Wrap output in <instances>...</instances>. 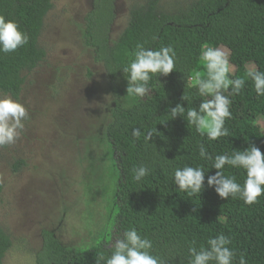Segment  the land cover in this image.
Instances as JSON below:
<instances>
[{"label": "trees", "instance_id": "16d2710c", "mask_svg": "<svg viewBox=\"0 0 264 264\" xmlns=\"http://www.w3.org/2000/svg\"><path fill=\"white\" fill-rule=\"evenodd\" d=\"M117 0H93L85 16V42L94 50L109 79L116 82L134 58L136 45L158 50L171 45L176 51V71L168 76L153 77L151 92L130 107L117 104L107 134L117 155L119 170L116 198L115 231L122 236L135 227L153 243L152 252L161 264H189V245L207 247V240L223 233L231 240L239 264L241 255L247 264H264V196L247 205L237 198L221 199L214 187L207 186V175L217 171L211 162L199 158L198 143L203 142L210 154H231L250 145L264 153V97H257L251 80L241 94L232 97V118L225 126L229 136L208 141L177 116L167 114L177 103L198 106L196 89L187 87V77L204 71L198 59L204 44L225 46L236 69L232 78L244 76L252 63L264 71V0H194L176 13L160 10V0H145L130 9L127 28L112 43L111 29L117 17ZM54 0H0V15L16 21L29 36L28 43L15 52L0 53V92L18 99L25 74L46 57L39 44L45 18ZM126 77V76H125ZM192 104L181 101L183 93ZM263 121V124L259 123ZM139 128L142 135L133 137ZM157 135L146 141L148 130ZM147 166L149 174L134 180L133 169ZM202 165L207 173L201 194L189 196L173 183L176 168ZM17 169V167H15ZM208 171V172H207ZM225 175H234L243 184L244 170L226 166ZM2 187L0 186V191ZM42 246L36 264H105L111 255V242L101 241L88 248L66 247L55 232H41ZM12 246V239L0 225V264Z\"/></svg>", "mask_w": 264, "mask_h": 264}, {"label": "rangeland", "instance_id": "374dc122", "mask_svg": "<svg viewBox=\"0 0 264 264\" xmlns=\"http://www.w3.org/2000/svg\"><path fill=\"white\" fill-rule=\"evenodd\" d=\"M92 1L54 0L39 42L46 57L25 74L15 99L29 118L16 143L0 147V225L12 239L4 264H36L44 229L82 249L117 237L119 170L106 131L113 107L136 101L125 97L126 77L112 82L85 42ZM193 1L160 0L159 8L176 13ZM144 2L116 1L112 43L127 28L130 9Z\"/></svg>", "mask_w": 264, "mask_h": 264}, {"label": "clouds", "instance_id": "9594fccd", "mask_svg": "<svg viewBox=\"0 0 264 264\" xmlns=\"http://www.w3.org/2000/svg\"><path fill=\"white\" fill-rule=\"evenodd\" d=\"M28 41L29 36L16 21L0 15V53L15 52ZM133 55L130 63L122 68L128 81L125 97L139 101L150 94L153 77L168 76L176 71V51L171 45L153 50L138 43ZM198 59L204 71H194L187 77V87L195 88L201 98L198 106L185 107L183 103H177L167 114L170 119L182 117L188 126L208 141H218L229 136L225 123L232 118V97L241 94L249 79L257 97H264V71L253 68L247 70L244 76L232 78L234 66L230 63L228 51L209 44L202 46ZM181 101L192 104V98L185 92ZM28 118V110L21 102L10 95L0 94V147L16 143ZM157 133V129L148 130L144 138L149 141ZM132 135L138 139L142 135L141 130L134 128ZM197 147L199 158L211 162V168L217 170L215 174L207 175V186L214 187L221 199L239 198L245 204L253 205L264 196V153L258 147L250 145L231 154L214 156L203 142ZM226 166L244 170L246 178L243 184L237 181L236 176L225 175ZM133 173L134 180L141 181L149 174V169L141 165L134 168ZM206 174L202 165L178 167L173 173V183L180 192L195 196L204 190ZM230 244V238L223 233L208 239L207 247L201 245L197 248L193 241L188 248L189 264H233L236 253L229 247ZM110 249L111 255L106 258L105 264H161L152 252V241L142 236L135 227L117 236ZM239 264H247L243 255Z\"/></svg>", "mask_w": 264, "mask_h": 264}]
</instances>
